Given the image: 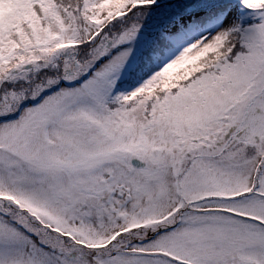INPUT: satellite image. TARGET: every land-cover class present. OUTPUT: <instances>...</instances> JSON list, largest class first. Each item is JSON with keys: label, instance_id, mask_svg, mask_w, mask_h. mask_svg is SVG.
I'll return each instance as SVG.
<instances>
[{"label": "snow or ice", "instance_id": "obj_1", "mask_svg": "<svg viewBox=\"0 0 264 264\" xmlns=\"http://www.w3.org/2000/svg\"><path fill=\"white\" fill-rule=\"evenodd\" d=\"M0 264H264V0H0Z\"/></svg>", "mask_w": 264, "mask_h": 264}]
</instances>
